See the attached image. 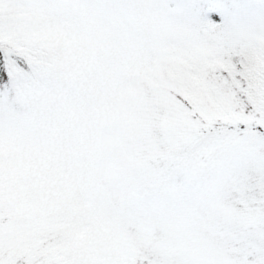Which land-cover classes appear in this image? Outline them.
I'll return each mask as SVG.
<instances>
[{
  "label": "snow or ice",
  "instance_id": "snow-or-ice-1",
  "mask_svg": "<svg viewBox=\"0 0 264 264\" xmlns=\"http://www.w3.org/2000/svg\"><path fill=\"white\" fill-rule=\"evenodd\" d=\"M0 264H264V0H0Z\"/></svg>",
  "mask_w": 264,
  "mask_h": 264
}]
</instances>
